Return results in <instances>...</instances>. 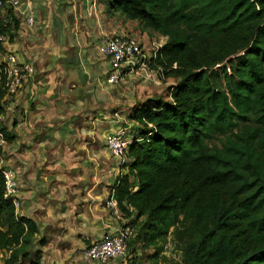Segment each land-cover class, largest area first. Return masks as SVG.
<instances>
[{
	"label": "trees",
	"instance_id": "16d2710c",
	"mask_svg": "<svg viewBox=\"0 0 264 264\" xmlns=\"http://www.w3.org/2000/svg\"><path fill=\"white\" fill-rule=\"evenodd\" d=\"M108 2L167 37L150 66L176 80L167 99L157 95L135 112L139 136L113 188L135 229L132 251L140 243L155 259L173 234L181 264H264V0ZM37 234L2 185L3 263L29 258ZM34 254L31 264H40L42 252Z\"/></svg>",
	"mask_w": 264,
	"mask_h": 264
},
{
	"label": "crops",
	"instance_id": "0c3cea01",
	"mask_svg": "<svg viewBox=\"0 0 264 264\" xmlns=\"http://www.w3.org/2000/svg\"><path fill=\"white\" fill-rule=\"evenodd\" d=\"M21 3L33 11L35 24L17 9L4 11L9 41L0 50V65L16 55L35 69L2 106L3 127L14 138L0 151V168L16 171L17 213L39 226L34 252L21 264H31L37 250L42 252L40 264H100L87 258L86 248L129 220L106 206L129 162L128 156L122 161L109 151L107 135L125 127L131 140L139 136L134 114L156 97L151 85L156 73L140 71L110 84V62L98 47L105 35L128 33L150 51L158 47L156 39L148 45L155 32L128 19L108 0ZM161 37L165 43L167 37ZM140 245L132 251L129 244L122 258L108 264H136L139 248L152 249Z\"/></svg>",
	"mask_w": 264,
	"mask_h": 264
},
{
	"label": "built area",
	"instance_id": "2783aa9c",
	"mask_svg": "<svg viewBox=\"0 0 264 264\" xmlns=\"http://www.w3.org/2000/svg\"><path fill=\"white\" fill-rule=\"evenodd\" d=\"M24 6L21 0H0V25L2 24L3 13L7 9H17L19 12L26 14L27 22L30 25H34L35 18L33 11L31 9L27 11V7ZM8 41V33L0 30V50ZM159 48L158 45L153 51L154 54L148 55L145 52L143 43L134 35L119 33L103 36L98 49L110 62L108 72L109 83L114 85L119 84L127 76L140 71L146 74L156 73L159 82L164 80L159 70L153 69L150 66ZM34 70V66L30 62H21L16 55L9 56L8 61L4 63L3 67V72L6 76V93L0 101L2 106L5 101H8L16 94L23 86L24 81L33 74ZM5 119L6 116L3 107H0V151L7 143L6 133L2 129ZM131 141V138L127 135V128L125 127L115 133L108 134L106 139L109 151L122 161H125ZM0 176V187L2 185L4 186V197L10 198L13 201L17 211V208L20 206V200L18 197L19 191L16 171L12 168L3 167L0 168ZM106 206L113 215L117 217L123 216L113 190L106 200ZM133 235V228L125 225L116 233L109 234L102 239L94 241L86 248L85 254L87 258L94 259L100 264H108L112 260L120 259L125 255L128 250L130 238Z\"/></svg>",
	"mask_w": 264,
	"mask_h": 264
},
{
	"label": "rangeland",
	"instance_id": "374dc122",
	"mask_svg": "<svg viewBox=\"0 0 264 264\" xmlns=\"http://www.w3.org/2000/svg\"><path fill=\"white\" fill-rule=\"evenodd\" d=\"M152 35V34H150ZM155 38L153 37H149V41H148V45L149 46H153L152 42L153 40L156 39V42L159 44H162L163 42L161 41V34L159 33H154L153 34ZM154 43V42H153ZM164 44V43H163ZM143 46H145L143 44ZM148 47V46H147ZM161 47V46H160ZM154 49L147 51L145 49V52L148 55L153 54ZM155 77V81H152L151 85L154 87V91L153 94L155 96L157 95H163L165 99H167V91L168 88L173 85L170 82H175L174 78H170V82L169 79H164L162 81H158V75L156 74ZM134 237L130 238V240H132ZM163 244V248L164 251L158 255V257H155V259H151V254H154V249H151V252L148 251H142V249L139 248L140 252H139V256L135 258V260L137 261L136 264H181L182 263V253L180 251V249L178 248L177 243L174 240V235L170 234L169 237L164 240L162 242ZM151 253V254H150ZM6 253L5 252H1L0 251V264H4L3 263V259L5 257ZM130 255V252H129ZM128 259L130 260V256H128L125 260L128 263Z\"/></svg>",
	"mask_w": 264,
	"mask_h": 264
}]
</instances>
